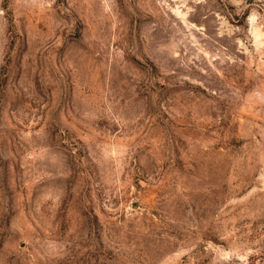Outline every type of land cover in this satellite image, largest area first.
<instances>
[{
    "label": "rangeland",
    "instance_id": "obj_1",
    "mask_svg": "<svg viewBox=\"0 0 264 264\" xmlns=\"http://www.w3.org/2000/svg\"><path fill=\"white\" fill-rule=\"evenodd\" d=\"M0 264H264V0H0Z\"/></svg>",
    "mask_w": 264,
    "mask_h": 264
}]
</instances>
